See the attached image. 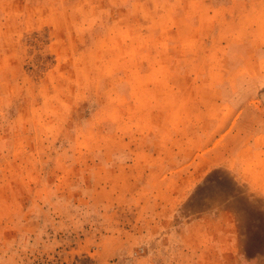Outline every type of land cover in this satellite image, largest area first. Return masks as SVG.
<instances>
[{
  "label": "rangeland",
  "instance_id": "obj_1",
  "mask_svg": "<svg viewBox=\"0 0 264 264\" xmlns=\"http://www.w3.org/2000/svg\"><path fill=\"white\" fill-rule=\"evenodd\" d=\"M0 264H264V0H0Z\"/></svg>",
  "mask_w": 264,
  "mask_h": 264
},
{
  "label": "built area",
  "instance_id": "obj_2",
  "mask_svg": "<svg viewBox=\"0 0 264 264\" xmlns=\"http://www.w3.org/2000/svg\"><path fill=\"white\" fill-rule=\"evenodd\" d=\"M143 252H144L143 249H140V250H138V251L136 252V255H141Z\"/></svg>",
  "mask_w": 264,
  "mask_h": 264
}]
</instances>
